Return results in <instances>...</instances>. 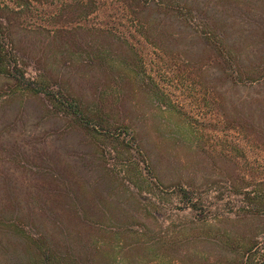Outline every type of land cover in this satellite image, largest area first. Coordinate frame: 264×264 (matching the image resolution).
I'll return each instance as SVG.
<instances>
[{"label":"rangeland","instance_id":"obj_1","mask_svg":"<svg viewBox=\"0 0 264 264\" xmlns=\"http://www.w3.org/2000/svg\"><path fill=\"white\" fill-rule=\"evenodd\" d=\"M162 2L0 0L20 73L94 129L0 77V264L228 259L217 219L264 175V0Z\"/></svg>","mask_w":264,"mask_h":264},{"label":"trees","instance_id":"obj_2","mask_svg":"<svg viewBox=\"0 0 264 264\" xmlns=\"http://www.w3.org/2000/svg\"><path fill=\"white\" fill-rule=\"evenodd\" d=\"M151 2L155 8L163 9L165 11L170 10L169 5L162 2V0H151ZM184 12L185 14H190V11L185 10ZM136 24L140 26L138 21H136ZM140 28L141 31L144 30L143 27ZM2 29L0 23V77L12 81V85L9 87L10 89H7V92L11 91L15 94L20 90V92L33 96L43 95L44 99L53 107L54 105H57L59 108L63 107L67 110L69 115L74 118V121L81 129L90 127V120L85 117V112L79 103L68 98L60 91H54L43 83L26 79L23 73H20V70L17 68V62L13 59L16 56L14 55L13 57L10 50H4L6 41L9 42L10 39L2 35ZM146 40L153 45L155 44V42L148 37H146ZM223 46L224 45L221 43L217 44L214 41L213 44H211V47L215 48L219 54H221L219 50ZM231 59V56L221 57V61L219 62L221 63L226 60L224 63L236 65L234 61L233 63L231 62ZM91 129L94 130L93 128ZM261 133L263 132L260 131V134ZM253 182H255V180ZM247 184L250 183H244L242 186L239 185V189L236 184H233V187L237 189L236 194L241 195L240 202L243 206L240 207V209H237L236 213H232V215L228 216L219 215L217 219V222L223 223L226 228H219L213 241L217 242L220 248L227 250V254L224 255V257L228 259L211 260L209 257H202L198 264H264V175L260 181L253 184L251 189H248L249 187ZM178 189L180 195L183 196L182 199L185 200L187 204L190 203L192 209L196 210L197 208H200L198 203H193L190 192L184 191L181 187H178ZM243 189L245 191L241 193L240 190ZM253 219H258L260 221V223H258V225H261L259 229H256L255 227L254 229L251 228L247 231H241L238 229L242 223L246 221L243 226L247 225V221ZM161 255L160 252L155 253L153 264H176V261L174 260H164Z\"/></svg>","mask_w":264,"mask_h":264}]
</instances>
